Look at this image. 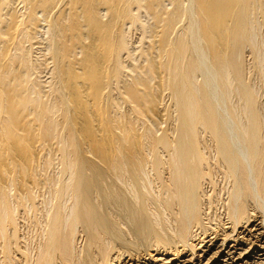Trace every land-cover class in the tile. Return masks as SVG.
<instances>
[{
    "label": "bare ground",
    "instance_id": "obj_1",
    "mask_svg": "<svg viewBox=\"0 0 264 264\" xmlns=\"http://www.w3.org/2000/svg\"><path fill=\"white\" fill-rule=\"evenodd\" d=\"M0 264H264V0H0Z\"/></svg>",
    "mask_w": 264,
    "mask_h": 264
},
{
    "label": "rangeland",
    "instance_id": "obj_2",
    "mask_svg": "<svg viewBox=\"0 0 264 264\" xmlns=\"http://www.w3.org/2000/svg\"><path fill=\"white\" fill-rule=\"evenodd\" d=\"M143 18H144V19H148L149 22H152V18L149 17L148 15H147V16L145 15ZM138 33H140V31H138V30H135V31H134L135 38L138 37V35H137ZM152 39H154V37H153V33H152V27H150V28H148V37H147V41H150V40H152ZM147 41H146V42H147ZM143 44L146 45L147 43L144 42ZM143 58H144V57H142V58H140V59L138 60V63H139V64H144V59H143ZM46 71H47V69H45L44 72L42 73V77H43V79L46 78V76H48V74H45ZM43 75H44V76H43ZM124 110H125V107H124ZM163 124H165V122L162 123V125H163ZM155 257H157V254L155 255ZM158 257H160V255H158Z\"/></svg>",
    "mask_w": 264,
    "mask_h": 264
}]
</instances>
